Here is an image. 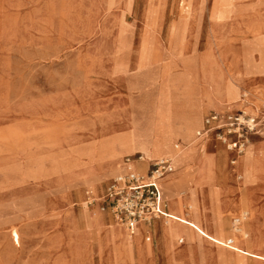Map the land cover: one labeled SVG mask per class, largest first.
<instances>
[{
	"label": "rangeland",
	"instance_id": "1",
	"mask_svg": "<svg viewBox=\"0 0 264 264\" xmlns=\"http://www.w3.org/2000/svg\"><path fill=\"white\" fill-rule=\"evenodd\" d=\"M257 39L264 50V0H0V264H132L138 249L124 254L114 240L104 244L105 232L127 229L99 209L104 184L118 174L123 156H173L178 144L179 169L166 180H173L175 195L185 198L191 187L182 191L179 185L188 178L193 185L194 171L208 162L198 138L183 145L172 141L173 129L185 127L170 122L174 110L189 96L201 104L202 113L189 130L193 136L210 110L205 108L223 113L244 106L264 120L260 100L229 94L218 104L212 92L214 86L223 88L228 70L239 76L246 68L247 79L264 83V52L259 51L257 62L251 43ZM249 91L264 92L256 85ZM257 137L240 156L254 151L253 175L242 163L238 167L239 159L242 170L236 174L247 187L244 200L256 182L261 186L254 192L259 203L264 130ZM161 140L172 142L171 148L150 155ZM199 151L203 157L197 159ZM229 160L228 155L231 166ZM86 190L93 192L92 205L85 202ZM161 194L170 215L174 195L165 188ZM189 206L195 208L192 202ZM261 208L263 215L254 222L258 253L247 202L239 212H214L222 215L220 229L207 214L197 230L185 221L187 232L176 237L175 245L186 246L183 255L190 264H210L200 243L211 245L213 233L220 246H213V264H245L247 255L264 264ZM245 212L248 227L245 221L238 233L233 218ZM227 231L230 236L221 240ZM235 237L244 238L248 247L231 250ZM156 240L152 234L149 242L155 247ZM137 259L142 264V256Z\"/></svg>",
	"mask_w": 264,
	"mask_h": 264
},
{
	"label": "crops",
	"instance_id": "2",
	"mask_svg": "<svg viewBox=\"0 0 264 264\" xmlns=\"http://www.w3.org/2000/svg\"><path fill=\"white\" fill-rule=\"evenodd\" d=\"M141 16H142V13H141ZM183 16H184V11L182 10V12L179 14L180 21L182 20ZM173 28H177V25H174ZM260 42H262V41L259 39L251 42L254 46L253 51L257 52V60L255 59L257 62L260 61L259 51L262 50L264 52V50L261 47H259ZM244 60H245V58L242 59V66H245ZM245 75H246V68L241 69V73L239 76H236L233 73V71L228 70L227 71V81H226L225 85L224 84L222 85L223 88L220 86L222 89L219 90L216 86L212 87V92L214 94L216 93L214 96L215 101L218 104H222L221 99L226 97V96H229V94H231L233 96L238 95L241 98H245L246 100L249 97H251V98L254 97L257 100H261L262 97H264L263 91L260 93H258V92L252 93L251 91L247 92L248 88L246 87V84H245V82H246ZM249 94L251 96L245 97ZM190 97L191 96L188 97V100L186 102H183V103L179 102L178 106L174 110L175 112H177V114H175L174 116L172 115V117L170 119V122L174 125L185 123V127H178L176 129H173V135L175 137L172 141H180L181 144L183 145L186 142L194 141L195 137L198 138V141L201 143V144L199 143L198 146H199L200 150L203 149V151L205 152V159H206V162H208V166H207V164L201 165L198 169L202 168V172L196 173V170H198V169H196L194 171V175H197L198 179L195 181V183L193 185H192L191 179H189V178L187 180H184L183 184L179 185L178 189H180V190L183 189L182 191L188 190V188H190V187H191V189L188 190V195L185 198H178L174 193L175 188H176V184L174 183L173 180H168V181L166 180L172 174L177 173V171L179 169V166L176 162L177 158H178V151L179 150H176V148L175 149L173 148V150L170 149V150H172L173 154L174 153L177 154V157L174 159L175 162H173V167H174L173 173L168 178L165 179L166 181L163 180L160 184V192H162V190L164 188L165 189H171V192L174 196H173V199L170 201V204L171 205L175 204L178 211L180 212L178 214L179 215V221H177V223L173 225L175 232H173L172 234H169V236H168V238L170 240L174 239L175 233L184 234L185 227L182 223V220L184 217H186V219L188 220V223H190V225L193 226V228L197 230L198 227H200L202 225L205 214H207V219L209 221H212V222L216 221L217 228H219V229L222 228L225 225L224 222L222 221V215H218L217 217H215V216H213V213L216 211L219 212L223 208H227L229 213H232L233 211H236V210H237L236 212H239L241 210V208L243 206V202H244L243 201L244 199L241 197V194L243 192H245L246 188H247V187L244 188L243 186H241V181L243 179L241 174H236V172L238 173V172H241L240 170H242V169L239 170L238 167L241 165V163L243 164V159H244L245 155L242 157H240V156L243 155L244 152L241 155H235V153L233 151L228 150L224 146L222 147L223 143L221 141H219L218 139H216L213 132L205 133V135H203L202 138H199L196 135V133L198 131H201V130L204 131L207 128V126L204 123V118L211 113L217 112L216 110L211 109V108H205L204 111L206 109H210V110L208 111V113H206L204 115V117L201 121L200 128L195 132L194 136L189 132L190 128L195 124L194 118L196 116H198L200 113H202L201 104L197 102L195 97H192V98H190ZM195 109H196V111H195ZM236 109H238V107H233L229 110H226L223 113L234 111ZM218 113H220V112H218ZM257 138L258 137H257L256 132L251 133L249 135V140H248L247 144L250 141L257 140ZM171 143H170V145L167 144V146H169L170 148H171ZM247 144H246V146H247ZM176 145H178V144H175V146ZM153 155L155 156L157 154H153ZM228 155L230 157L229 161H230L231 166H228L226 164V159H227ZM170 156H172V155H169L166 157H170ZM123 157L122 158L125 161V163L124 164L122 163L118 167V169L115 170L116 172H118V174L125 173L126 171H128L129 168L134 170V171L141 172V173L147 172V170L149 169V166L152 162L159 160V159H162V158L146 159L139 152H136V153H133L130 155H125ZM139 157H141V158H139ZM196 157H197V159L199 157H201V158L203 157L200 154V151L197 153ZM233 158L235 161L232 163L231 159H233ZM126 159H128V161ZM237 160H238V167L236 165ZM127 163H132V167L130 166V164H127ZM233 174H236L235 180L233 179ZM115 176L110 177V179H108L107 182L104 184L102 191H101V195L103 194V191H104L106 185ZM202 189L204 190V192H203L204 196H202L200 194V193H202ZM248 194L253 196L255 193L252 190V192H249ZM249 195H248V197H249ZM87 197H91L95 201L92 190H86L85 191V202H86ZM161 197L166 202V211L168 213L169 207H168L167 200L163 197L162 194H161ZM263 198H264V196H262L260 198L259 203L253 209V210H257L258 214L260 213V211H262L261 206L264 205ZM188 202H192L195 208L193 209V207L189 206V209H187V203ZM101 204H102V200L100 197V199L98 201V207L100 210H101V208H100ZM88 205H92V203L88 204ZM190 208H191V211H190ZM101 211L108 212L112 216V218L114 219V217L110 213V211H108V210H101ZM225 218L227 219L226 216H225ZM106 219H107V215L103 214V220L105 222H106ZM254 222L252 223V226H251V228H253V231H254L253 244H254V247L257 249V253H258L259 252L258 251L259 250V242L256 240V238H258V237L256 236L255 223ZM159 225H160L159 217L155 218L153 224H152V222H150V223L139 222L135 225V227L138 226L141 234L139 235L140 246L138 247L137 251L133 250V256H134L135 261L132 264H141L137 259L139 257V255L142 256V258H143L142 264H190L188 258L183 255V249H184L183 245L181 246V245L177 244L174 251L171 253L169 252L167 245H162L159 248V238L160 237L162 238V232H163V226L159 229V227H160ZM245 225H246V227H248V220L245 223ZM147 234H149V235H147ZM152 234H155L156 238H157L155 247L152 246L151 242H149L151 240ZM165 234L168 235V233H165ZM197 235L200 236V234H197ZM228 236H230V234L227 231L226 236L221 234L219 237L221 240H223V239H227L226 237H228ZM164 238L166 239L167 236H164ZM210 238H211V245L207 241H202L200 243V247H201L200 253H202L203 256L206 257L205 261L207 260L206 261L207 263L213 264L214 258H215V252H216L215 247H220V246L215 245V243H218V241L215 240V235L213 233L210 235ZM235 245H234V247L231 248V250H233V249L238 250V248ZM213 246H215V247H213ZM226 251H228V250L226 249ZM240 252H242V251H240ZM195 256L197 259L199 258V252L198 251H196ZM244 262H245V264H262L257 259H255L249 255L246 256Z\"/></svg>",
	"mask_w": 264,
	"mask_h": 264
},
{
	"label": "built area",
	"instance_id": "3",
	"mask_svg": "<svg viewBox=\"0 0 264 264\" xmlns=\"http://www.w3.org/2000/svg\"><path fill=\"white\" fill-rule=\"evenodd\" d=\"M260 109L264 111V98L260 100ZM204 123L207 128L202 133L213 132L228 150L241 155L249 135L261 126V117L250 109L238 108L226 113H211L204 118ZM234 161V158L231 159L232 163ZM173 169V161L162 158L152 162L147 172L129 168L125 173L116 175L101 195V210L110 211L114 219L124 224L130 232L139 222L150 223L152 219L166 217V202L161 197L159 182ZM86 202L91 204L94 199L87 197ZM247 216L246 213L238 214L233 220L239 222ZM231 243L232 239H228L227 244Z\"/></svg>",
	"mask_w": 264,
	"mask_h": 264
},
{
	"label": "bare ground",
	"instance_id": "4",
	"mask_svg": "<svg viewBox=\"0 0 264 264\" xmlns=\"http://www.w3.org/2000/svg\"><path fill=\"white\" fill-rule=\"evenodd\" d=\"M182 10H183V6H182ZM176 28H172V31H173V35H175V30ZM248 77L245 75V79H246V82L245 84L248 86V88H250L252 85H256V86H261V89L264 90V83H260L259 80H256V79H252V78H249L247 79ZM258 89V88H256ZM254 92V91H253ZM231 107V106H230ZM235 107V106H234ZM242 109H246V107H241ZM196 111V109H195ZM221 113V112H220ZM181 123V122H180ZM264 130V120L261 118V126L258 128V130L256 131V134L257 136H260L262 131ZM197 137L199 138H202L203 135H205V133H202V130L201 131H198L196 133ZM167 142L164 141V140H161L158 144H156L154 146V149H153V152L150 153V155H153V154H158V153H162L165 151V149L167 148ZM252 144V142L250 141L247 146L245 147L244 149V153L246 152L247 148ZM176 149L179 148V145H176L175 146ZM243 153V154H244ZM253 153L254 151L252 152H249L248 154H246V156H244V159H243V169L249 174V175H253V170H254V163L256 162V160L253 158ZM177 157V154L174 153L173 156H170V157H164V158H170L173 162H175V158ZM130 166L132 167V165L130 164ZM207 170V169H206ZM200 172H202V168H200ZM173 173V171L164 176L160 182H159V190H160V184L163 180H165L166 178H168L171 174ZM239 177V176H238ZM206 178V177H205ZM250 178V177H249ZM248 178V179H249ZM255 184V182H254ZM256 184H258L256 182ZM254 185L250 190L249 192H252V190L255 192L257 189H259L261 186L258 184V185ZM256 187V189H254ZM204 192V190L202 189V193ZM161 193V192H160ZM204 195V193H203ZM249 195V194H248ZM255 196L253 195H249V197L246 199V200H243L244 202H247V205H248V208L251 209V211L256 207V205L258 204V199L254 198ZM243 202V204H244ZM205 207V206H204ZM243 207V206H242ZM180 212L178 211L177 207L175 204L171 205V209H170V215H169V212H168V215L166 216V220L164 225H163V236H162V239L160 240V246L162 245H167V246H170V251H174L176 245H175V239L176 237L179 235H182V233H175L174 234V239L173 240H170L168 238L169 234H172L174 231V228H173V225L177 223V221H179V214ZM246 214H248L247 212H245ZM244 214V213H243ZM263 215V212L262 213H257V210H253L252 211V216L250 218V229L253 230V228H251L252 226V223L255 221V220H260L259 219V216ZM169 216V219H167ZM207 218V217H206ZM236 219V218H235ZM159 220H161V217H159ZM185 221H188L186 219V217L183 218L182 220V223H184ZM245 221H247V217H245L244 219H240L239 222H237L235 220L234 222V226L237 228V232L241 233L243 232V229H242V223H244ZM102 222V221H101ZM100 222V224H101ZM176 227V226H175ZM185 227V226H184ZM104 230V229H103ZM187 232V229L185 228V232ZM165 233H168L165 234ZM136 234V237H133L132 235ZM140 231H139V228L138 226L136 227V229L134 230L133 229V232H129L127 229L125 228H121V227H115L113 229H111L110 231L108 232H105L104 234V237H103V241H104V244L106 247H108L109 245V242L110 241H115L117 242V245H118V248H119V251L120 252H125L124 254H128L131 250L133 249H138V247L140 246V242H139V235H140ZM200 234V233H199ZM201 235V234H200ZM164 236H167V238L165 239ZM185 236V235H184ZM166 240V241H165ZM180 241L184 242L183 241V238H180ZM253 241V240H252ZM235 246L238 248V250H245V248L248 247V243L244 240V238H238V237H235ZM224 246V245H223ZM186 247V246H185ZM184 247V248H185ZM184 250V249H183ZM247 250V249H246Z\"/></svg>",
	"mask_w": 264,
	"mask_h": 264
}]
</instances>
